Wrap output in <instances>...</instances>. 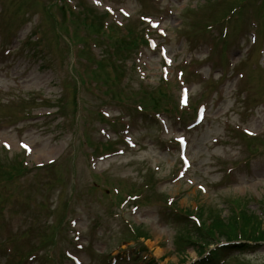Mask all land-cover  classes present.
<instances>
[{
  "label": "rangeland",
  "instance_id": "1",
  "mask_svg": "<svg viewBox=\"0 0 264 264\" xmlns=\"http://www.w3.org/2000/svg\"><path fill=\"white\" fill-rule=\"evenodd\" d=\"M54 1L0 0V160L26 167L0 186V264H146V258L192 264L206 248L176 252L186 220L169 213L170 201L184 211L219 208L226 217L231 207L223 197L252 199L250 210L264 228V0H250L241 19H228L227 32L223 15L237 0L211 12L203 0H62L51 17L46 10ZM87 8L120 34L142 29L153 44L121 67L106 34H91L85 46L73 42L77 55H71L54 20L69 29L71 41ZM196 9L218 26L188 42L185 33L200 17ZM155 22L157 28L150 26ZM81 28L76 36L88 37ZM112 67L125 77L114 91ZM165 78L169 110L147 111L148 117L140 110L144 91ZM125 86L133 96L122 102ZM108 143L119 145L109 158L90 157ZM132 188L145 190L141 196L151 204L129 199ZM132 227L147 234L145 243L131 239ZM241 236L228 232L233 243L244 244ZM248 247L220 264H264V243Z\"/></svg>",
  "mask_w": 264,
  "mask_h": 264
},
{
  "label": "trees",
  "instance_id": "2",
  "mask_svg": "<svg viewBox=\"0 0 264 264\" xmlns=\"http://www.w3.org/2000/svg\"><path fill=\"white\" fill-rule=\"evenodd\" d=\"M225 3H219V4H221L222 6ZM249 3H250V0H237L235 5H232L231 3L230 5L234 7L236 5L237 6L239 5V7H243V6L249 5ZM219 4L215 3L214 0H210L209 1V6H210L209 12H211V7L217 6ZM55 6H58V4L56 3ZM51 7L52 5L50 6V8ZM50 8L49 9L47 8L46 12L52 17V15L50 14ZM241 10L244 11L243 8ZM85 13H87L88 16H84L83 18H79L78 20H79L80 26L84 28V30L88 33L89 36L86 38L79 37L78 35L76 36V33H78V30L76 29L75 31L76 33L74 34V39L79 42H87L89 41L91 34H106V32H104L105 29L103 25V19L98 18L93 13V11L88 8L86 9ZM198 23L202 24L200 23V21ZM210 23L217 24L218 21H214V22L212 21ZM53 25L54 27H56L55 28L56 36L60 37L59 32L63 30L66 33H68L69 29L64 24L62 23L59 24L55 22L54 20ZM208 26L212 27L210 25ZM196 30H197L196 26H192V31L188 30V33L193 32V31L195 32ZM109 32L115 33L116 30L114 27H110ZM107 36L109 37L111 41L114 40V42H112V46L114 47V50H115L114 55H115V58L118 60L123 59L121 61L126 60L127 56L130 57L131 54L134 53L141 45L146 44L144 36L136 31L135 33L133 31H130L128 39L118 38L116 42H115V36H112V35H107ZM114 55L111 54L112 57H114ZM103 66L104 64L101 61H99L98 67L104 70L106 67H103ZM111 66L113 65H110V67ZM112 69H113L114 75L112 78L113 82L110 81V84H112L113 90H115V88L119 87V85L124 79V71L117 72L115 74V69L113 67ZM168 88H169V85L163 82L161 83V86H159L155 90L146 91L144 89L145 97L142 101L143 108L145 109V107L146 108L150 107L154 111H160L164 107L168 106L170 104L169 97L167 94ZM77 93H78V89L77 87H75L73 89V94L75 96L73 105H74L75 110H77V107H78ZM132 96L133 94L130 91V89L128 90L124 88L120 91L119 98L122 102H124L123 100H125L126 98L128 100H131ZM144 101H147V102H144ZM58 103H59L60 109H62V106H63L62 99ZM2 162L3 161L0 160V176H4V174H6L7 177L0 179V183L7 184L21 177L23 173L25 172V167L22 165L21 161H17V160L12 161L11 163L13 164L10 167L6 166V163H2ZM240 204H241L240 202L231 201L230 203L231 211H229V214L226 217H223L221 211L219 210L213 211L212 208L209 206L199 208L196 213H193L192 211L182 213L180 216L184 219H188L192 215H196L201 221V226L197 228L195 225H193V229L195 230L193 233L190 232V229L185 230L184 232L182 231L178 232V236L176 240L178 253L183 256L186 251V248L190 246L196 248L197 250L200 247L206 248L204 250H207L211 245L215 244L214 242L219 241V240L220 241L228 240L230 242L235 241L236 239H233V237L232 238L228 237V232H234V233H238L242 235L241 238L244 239V241L246 242H253V243L264 242V228L262 226L263 221L259 217H257L254 212L252 213L250 209L246 208L245 205L241 206ZM211 211L214 212L216 215L207 216V213ZM210 233L218 235L217 238L215 237V239H208L207 236ZM132 236H134V239L138 240L142 236V234H136V235L134 234ZM204 250L200 252L199 254L202 255ZM236 251H239V250H237L236 248H229V247L218 249L212 252L210 257L202 260L201 262H197L196 264H213L214 261L221 259V258H225L224 256L231 254L233 252H236ZM153 264H156V263H153Z\"/></svg>",
  "mask_w": 264,
  "mask_h": 264
},
{
  "label": "snow or ice",
  "instance_id": "3",
  "mask_svg": "<svg viewBox=\"0 0 264 264\" xmlns=\"http://www.w3.org/2000/svg\"><path fill=\"white\" fill-rule=\"evenodd\" d=\"M97 2H98V0H97ZM25 148H27V146L25 145Z\"/></svg>",
  "mask_w": 264,
  "mask_h": 264
}]
</instances>
